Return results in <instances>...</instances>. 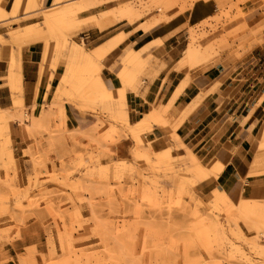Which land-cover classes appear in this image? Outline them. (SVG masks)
<instances>
[{
  "label": "rangeland",
  "instance_id": "1",
  "mask_svg": "<svg viewBox=\"0 0 264 264\" xmlns=\"http://www.w3.org/2000/svg\"><path fill=\"white\" fill-rule=\"evenodd\" d=\"M68 1L54 19L41 10L57 0H12L9 9L0 4V19L16 16L27 4L17 28L8 29L10 42L20 46L40 40L44 54L52 46L53 68L58 56L65 60L53 99L38 114L27 113L20 97L0 110V264H264V184L250 186L236 199L223 189L204 188L203 181L217 177L225 163L210 168V161L181 141L175 130L182 118L171 124L161 145L152 141L154 149L169 146L154 151L145 135L153 122L169 123L171 102L151 105L149 111L157 114L129 119L126 87L138 84L146 67L142 52L160 40L126 51L116 72L119 87L108 88L100 73L104 57L130 34L149 31L169 18L167 10L181 12L195 0ZM218 1L215 15L189 28L184 51L198 50L197 60L190 65L180 59V65L206 62L243 29L238 5L245 0ZM32 15L37 22L20 24ZM121 21L134 26L95 47L81 37ZM0 41L6 40L0 36ZM72 45L83 55H75ZM91 50L92 64L85 57ZM15 72L19 60L12 54L8 83L20 89ZM263 100L264 92L257 103ZM65 103L94 115L96 122L85 130L68 129ZM51 116L58 118L52 126ZM10 120L32 138L21 156L13 152ZM140 122L150 130H140ZM121 138L131 141L123 150ZM258 149L251 175L264 171L256 168L264 163V139Z\"/></svg>",
  "mask_w": 264,
  "mask_h": 264
},
{
  "label": "crops",
  "instance_id": "2",
  "mask_svg": "<svg viewBox=\"0 0 264 264\" xmlns=\"http://www.w3.org/2000/svg\"><path fill=\"white\" fill-rule=\"evenodd\" d=\"M11 1L2 0L3 6L9 9ZM220 3L195 0L181 12H176V8L167 10L168 19L161 20L147 32L130 34L112 49L102 60L100 73L108 88L119 87L116 72L126 51L159 39V43L142 52L146 67L138 77V84L134 89L126 87L129 119L136 122L146 113L157 114L149 111L151 105L163 107L171 102L167 112L169 123L163 126L153 122L145 135L150 139V147L154 151L168 147L154 149L152 141L158 140L156 145H161L167 140L171 124L182 118L175 130L181 141L193 148L203 161L219 159L225 163L217 177L203 181V187L223 189L236 199L242 191H250V186L264 184V171L249 174L251 162L260 151L258 144L264 139H260L264 100L257 103L264 92V0H245L238 5V22L243 29L222 42L209 60L191 67L179 64L188 43L189 28L215 15ZM23 14L22 4L16 16ZM5 20L0 21V36L6 40L0 41V110L12 107L13 98L20 97L27 113L38 114L42 106L45 108L52 101L65 60L58 56L53 68L52 46L44 54L40 40L20 46L10 42L8 29L10 26L16 29L18 23L11 18ZM32 22H37L33 15L20 20L21 25ZM133 26L124 21L114 22L102 30L96 27L81 37L91 43L92 48L118 31L128 32ZM12 54L19 60V73H15L20 75V89H12L8 83ZM50 73L53 78L49 81ZM64 107L68 129L85 130L96 122L94 115L83 114L71 103H65ZM100 110L106 113L102 107ZM57 121L56 116H51L50 125ZM9 128L13 152L20 151L21 156V149L31 143L32 138L26 136L16 120L9 121ZM120 142L121 150L131 143L125 138ZM261 153L264 155L263 151ZM256 168L264 169V163ZM0 173L4 174L3 169Z\"/></svg>",
  "mask_w": 264,
  "mask_h": 264
},
{
  "label": "bare ground",
  "instance_id": "3",
  "mask_svg": "<svg viewBox=\"0 0 264 264\" xmlns=\"http://www.w3.org/2000/svg\"><path fill=\"white\" fill-rule=\"evenodd\" d=\"M70 1H68V0H57V2L56 3H53V4H51V5H49V6H47V7H44V8H42V10H41V12H43V13H46L47 15H49L50 17H53V18H51V19H54V17H56V16H59V15H62V12H58L59 11V9H60V7L61 6H65L66 4H68ZM0 4H2L3 5V2H2V0H0ZM18 5V4H17ZM23 5H26L27 6V4H25V3H23ZM21 17V16H20ZM19 16H13L12 15V17H11V19L12 20H15V21H18L19 20V18H20ZM23 17V16H22ZM9 18V17H8ZM5 19H7L6 18V16L5 17H2L1 19H0V21L2 20H5ZM6 21V20H5ZM106 20H102L101 21V25L102 24H104V22H105ZM96 23V22H95ZM100 23V22H99ZM98 24V23H97ZM99 26V25H98ZM104 26V25H103ZM100 27V26H99ZM101 28V27H100ZM34 32L36 31L37 33L39 32V30L38 29H35V30H33ZM30 32V31H29ZM28 32V35H31L32 33H29ZM119 42V41H118ZM118 42H115V43H113L110 47H112V46H114L116 43H118ZM75 45V44H74ZM74 45H72V46H74ZM108 48H106V50H107ZM105 50V51H106ZM73 51H74V54L75 55H77V56H82L83 55V51L82 50H80L79 48H77L76 46H74V48H73ZM95 53V50H91V52L89 53V54H85L86 56V59H87V61L88 62H90V64H92L91 63V59H90V56H91V54H94ZM198 55H199V53H198V50H194V49H189V50H185L184 52H183V58H181L182 60H185V61H188V63L190 64V65H192L196 60H197V57H198ZM95 81L98 83V84H102V82L99 80V78L98 77H95ZM142 125V122H140L139 123V129L140 130H143L142 128H144V132L145 131H147V130H150V128H149V126L147 125V126H141ZM143 132V133H144ZM223 164H224V161H221V160H219V159H212L210 162H209V167L210 168H216V169H219V168H221L222 166H223ZM254 190H255V188H254Z\"/></svg>",
  "mask_w": 264,
  "mask_h": 264
}]
</instances>
